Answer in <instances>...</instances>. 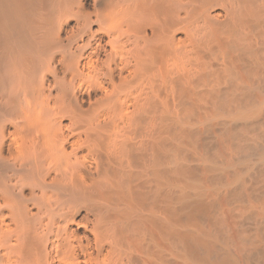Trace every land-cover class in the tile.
Masks as SVG:
<instances>
[{"label": "bare ground", "instance_id": "1", "mask_svg": "<svg viewBox=\"0 0 264 264\" xmlns=\"http://www.w3.org/2000/svg\"><path fill=\"white\" fill-rule=\"evenodd\" d=\"M0 264H264V0H0Z\"/></svg>", "mask_w": 264, "mask_h": 264}]
</instances>
